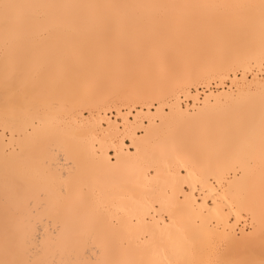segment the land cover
<instances>
[{"label":"bare ground","instance_id":"bare-ground-1","mask_svg":"<svg viewBox=\"0 0 264 264\" xmlns=\"http://www.w3.org/2000/svg\"><path fill=\"white\" fill-rule=\"evenodd\" d=\"M0 264H264V0H0Z\"/></svg>","mask_w":264,"mask_h":264},{"label":"rangeland","instance_id":"rangeland-1","mask_svg":"<svg viewBox=\"0 0 264 264\" xmlns=\"http://www.w3.org/2000/svg\"><path fill=\"white\" fill-rule=\"evenodd\" d=\"M210 88H211V90H214L215 88H214V85L212 84L211 86H210ZM199 91H203L201 88H199ZM247 220H249V219H246V220H244V222H242V224H240L239 225V227H243V229L246 231V232H250L251 231V228H252V224H250V222L249 221H247ZM246 221V222H245ZM246 223V224H245ZM244 225V226H243ZM251 227H250V226ZM248 229V230H247ZM238 248V250H237V252L239 251V254L237 255V256H240V253L241 252H243V251H248L249 250V248H248V250L246 249V250H242V246H237ZM244 248V247H243ZM251 249V248H250ZM236 251V250H235ZM242 254H244V252L242 253Z\"/></svg>","mask_w":264,"mask_h":264}]
</instances>
